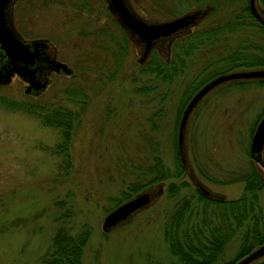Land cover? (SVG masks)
I'll return each instance as SVG.
<instances>
[{"label":"rangeland","instance_id":"1","mask_svg":"<svg viewBox=\"0 0 264 264\" xmlns=\"http://www.w3.org/2000/svg\"><path fill=\"white\" fill-rule=\"evenodd\" d=\"M163 2L160 6L159 0H129L133 10L148 20H166L201 7L191 2L186 11L170 15L159 7H170L169 2L177 6L178 1ZM209 4L213 7L191 31L233 13L243 18L241 28L189 56L182 57L180 52L184 67L174 63L179 72L163 82L137 63L131 42L121 67L114 77H108L114 61L106 49L111 51L114 45H107L101 32L117 39L121 29L111 22L104 0H15L12 13L16 31L26 40L46 39L70 73H50L45 87L37 91L26 90L19 78L12 77L9 84L0 85V97L79 110L77 103L62 94L64 88L76 85V93L86 96V105L75 123L66 163L63 155L51 151L58 142L56 129L0 104V264H41L59 221H67L72 232L81 225L89 228L81 264H170L162 224L177 199L193 193L185 173L164 179L159 198L128 223L109 232H103L100 225L127 183H152L148 182L152 175L147 169L155 155L173 173V131L185 87L198 74L224 69L226 61L221 55L245 45L248 39L264 42V32L242 11L245 0H209ZM172 59L171 52L168 60ZM221 87L192 115L187 154L203 184L226 199H234L241 194L243 184L227 180L249 160L250 130L264 113V84L249 80ZM141 89L146 91L138 92ZM261 159L264 161V147ZM254 163L264 175L263 164ZM199 171L217 183L204 179ZM171 182H186L188 186L181 187L175 196L169 195ZM258 200L264 214V189ZM237 245V239H231L219 263L232 259Z\"/></svg>","mask_w":264,"mask_h":264},{"label":"trees","instance_id":"2","mask_svg":"<svg viewBox=\"0 0 264 264\" xmlns=\"http://www.w3.org/2000/svg\"><path fill=\"white\" fill-rule=\"evenodd\" d=\"M159 1V5L164 6L162 5L164 4V0ZM177 1V6L172 7L171 2H169L170 7H159V9L165 10L170 15H176L186 11L191 2L201 7L204 5L213 7L212 4H209V0ZM259 1L264 7V0ZM201 7L199 9L204 8ZM242 11L245 12V16L250 17L251 21L255 22L257 30L264 32V25L259 24L249 13L247 0H245V6L242 8ZM242 20L243 18L238 14L233 13L224 20L214 21L208 27L204 26L196 31H191L180 36L174 40L170 47V53L174 54L175 59L166 61L155 50H152L147 59H145L144 64H142L144 65L143 69L145 68L147 73L152 74L163 82L170 81L179 72L174 63L182 67L185 65L180 59V52H182V57H185L189 56L190 52L195 50L201 51L207 45L215 44L221 36H230L241 28L243 24ZM120 33L121 35L115 39L113 34L101 32V35L107 38V45H114L111 51L104 48L107 52L109 51L114 61L113 70L108 77L115 76L127 54L129 41L124 32L121 31ZM248 40L245 45H239L237 49L221 55L220 58L226 61L224 69L221 68L219 71L209 72L204 76L198 74L194 78V81L185 87V92L177 110V118H179L184 104L195 90L216 74L236 69L264 67V42L258 43L256 40ZM205 66L206 64L201 69L206 68ZM198 77L200 78L196 80ZM243 82L245 81L226 84L221 88L242 85ZM257 82L264 84V81ZM78 88L76 85L68 86L63 89L62 94L70 102L77 103L79 110H73L66 106L55 105L45 101H16L3 97H0V104L13 111H22L37 118L42 125L56 129L58 142L51 151L52 153L63 155L65 157L64 161L67 163L69 158L68 148L73 129L75 123H78L79 115L81 111L83 112L86 105V96L81 92L76 93L79 91H76ZM145 91L141 89L138 92L144 93ZM177 118L174 124V131L176 129ZM253 124L255 123L253 122ZM252 126L251 133L254 128V125ZM174 131L172 140L174 155L173 173L171 174L163 166L158 155H155L152 158V165L147 169L148 174L152 175L148 182L152 183L142 185L137 184L138 182L127 183L123 187L126 190L121 192V198L116 199L108 211L142 188L163 181L168 177H179L181 173H184L176 154ZM252 160L249 156L246 167L233 173V176L227 180V183L241 182L243 184L242 192L238 197L234 199L213 200L204 197L192 186V194L180 196L173 204V208L164 218L161 234L167 251L170 257H172L170 264H234L254 247L264 243V214L258 200L259 192L264 189V175L254 165L255 163ZM258 163H262L264 167L262 159ZM199 174L208 181L216 182L202 171H199ZM186 186H188L186 182H179L178 184L171 182L167 186V192L169 195L175 196L179 193L181 187ZM67 224V221H59L55 227L49 244L40 258L41 264H81L83 250L90 234L89 228L86 225H81L76 232H72ZM233 238H236L238 241L235 255L232 259L219 263L222 260L224 248ZM147 264L160 263L147 261ZM251 264H264V258L256 260Z\"/></svg>","mask_w":264,"mask_h":264},{"label":"water","instance_id":"3","mask_svg":"<svg viewBox=\"0 0 264 264\" xmlns=\"http://www.w3.org/2000/svg\"><path fill=\"white\" fill-rule=\"evenodd\" d=\"M15 0H0V85L8 84L16 76L26 83V90L35 91L45 87L50 72L70 73L66 64L55 59V49L46 39L26 40L13 24L12 5ZM106 8L116 24L126 33L134 45L137 63L142 64L152 49L168 59V46L178 34H185L210 9L187 11L166 20H148L140 17L128 0H105ZM248 8L258 22L264 25V13L256 0H247ZM5 60L3 61V58ZM264 81V67L236 69L216 74L204 82L190 96L179 116L175 129V147L180 166L191 185L204 197L223 200L224 196L212 191L196 176L187 154V131L192 115L200 103L219 87L240 81ZM264 147V113L253 129L249 142V156L260 162ZM162 181L153 183L109 210L102 218L101 230L109 232L128 223L132 217L152 205L163 191ZM264 258V243L254 247L234 264H251Z\"/></svg>","mask_w":264,"mask_h":264},{"label":"flooded vegetation","instance_id":"4","mask_svg":"<svg viewBox=\"0 0 264 264\" xmlns=\"http://www.w3.org/2000/svg\"><path fill=\"white\" fill-rule=\"evenodd\" d=\"M257 1V4H258V8L262 11V13H264V7L261 5V3H260V1L259 0H256ZM15 2V1H14ZM104 2H105V10H106V12H107V15L108 16H110V19H111V22H115V20L113 19V17H112V15L109 13V11H108V9L106 8V1L104 0ZM128 2H129V0H128ZM14 4V3H13ZM12 7H13V5H12ZM87 9V8H86ZM199 9V8H198ZM248 10H249V8H248ZM249 13L251 14V16H252V18L253 19H255L257 22H258V20L253 16V14L251 13V11L249 10ZM264 15V14H263ZM12 16H13V13H12ZM205 16V15H204ZM203 16V17H204ZM202 17V18H203ZM201 18V19H202ZM199 22V21H198ZM259 23V22H258ZM115 24H116V22H115ZM260 24V23H259ZM117 25V24H116ZM262 25V24H261ZM118 26V25H117ZM195 26V25H194ZM194 26H192V27H190V31L189 32H187V33H190L191 32V30H192V28L194 27ZM119 27V26H118ZM120 28V27H119ZM121 29V28H120ZM121 31L122 32H124L122 29H121ZM187 33H185V34H187ZM124 34H125V36L127 37V39H128V41H129V38H128V36L126 35V33L124 32ZM180 36H183V34H178V35H176L172 40H171V42H170V44H169V46H168V50H169V52H170V47H171V45H172V43L174 42V40L176 39V38H178V37H180ZM130 42V41H129ZM133 45V44H132ZM54 49H55V59H56V48L54 47ZM153 51L155 50L157 53H158V51L156 50V49H152ZM151 50V51H152ZM150 51V52H151ZM149 52V53H150ZM169 52H168V56H169ZM159 54V53H158ZM149 55V54H148ZM126 57V56H125ZM148 57V56H147ZM3 58V61L5 60V58L4 57H2ZM57 60V59H56ZM58 61V60H57ZM50 73H60V71H58V72H50ZM49 73V74H50ZM49 74L47 75V78H48V76H49ZM12 77H15V75H13Z\"/></svg>","mask_w":264,"mask_h":264}]
</instances>
